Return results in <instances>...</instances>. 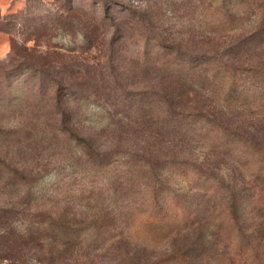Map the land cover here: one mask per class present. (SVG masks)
Here are the masks:
<instances>
[{"label":"rangeland","instance_id":"374dc122","mask_svg":"<svg viewBox=\"0 0 264 264\" xmlns=\"http://www.w3.org/2000/svg\"><path fill=\"white\" fill-rule=\"evenodd\" d=\"M200 1L0 0V157L26 161L34 172L39 171L43 176L39 191L40 207L54 205L60 216L70 223H113L118 228H125L129 205H140L149 199L155 171L144 165L145 159L150 158L152 153L154 159L177 158L196 162L215 173L217 178L213 184L206 186L211 187L207 192L209 194H206L205 191L194 190L199 178L194 166L182 165L186 176L181 169L165 168L159 173L166 180L165 194L174 188L191 217L197 218L211 212L218 216L208 223L210 229L207 234L211 235L208 244L205 238L200 244L195 243L200 233L199 224L183 233L174 234L162 244L133 237L110 241L105 227L85 234L82 242L74 244L68 254L40 257L43 262L157 264L179 251H190L186 258L194 261L195 254H199L203 248L206 252L203 257H212L213 261L221 248L211 247V242L219 234L229 235L230 230L236 227L235 222L229 219V207L232 193L244 183L242 177L245 179L238 170L241 152L250 142H259L264 146V121L245 116L237 110L209 106L203 96L191 95L197 101L189 103L188 108H202L208 118L196 122L188 118H178L176 122L168 120V135L159 129L163 127L162 123L153 125V130L140 129V121L145 120L139 115L141 111L150 113L155 108L160 113L157 107L160 100L147 91L159 90L155 85L161 81V76L148 69H139L130 62L139 44L155 47L160 39H165L167 47L157 46L158 53L151 52L162 67H167L164 64H170L172 68L186 66L181 55L183 51L191 54L193 62L194 59L216 62L200 57L206 55L212 56L217 63L229 60L243 65H264V46L259 40L244 42L246 34L205 37L198 27ZM108 7H112L108 14L112 19L107 18L103 23L104 11ZM74 14L97 26L95 48L83 51L85 40L73 32L78 25L71 19L75 17ZM62 18L66 19L64 21L71 20L73 24L60 25ZM115 23L120 24L128 38L115 46L118 53L113 54L116 55L113 59L109 56L113 47L109 38L117 28ZM105 32L106 39L103 40ZM16 45L21 50L20 55L12 50ZM25 47L35 51L28 52V57L23 50ZM165 53L170 54L167 57ZM62 60L63 64L60 63ZM32 62L33 66H30ZM79 68H83V76L91 84L83 86L85 98L75 106L84 113L80 118L81 126H84L81 132L93 138V146L102 156L93 160L85 157L78 162L75 156L77 147L73 144L69 147L66 141L53 136V122L49 114L51 91L44 94L39 86L53 77L72 79L78 75ZM92 85L97 88L92 89ZM124 88L141 89L146 93L137 115L135 113L133 118L125 119L123 123L119 121L112 130L99 134L112 121L106 108L118 110L113 103L123 95ZM95 101L100 106L93 104ZM125 107H128L127 104ZM156 117L160 118V122L164 118L161 115ZM210 119L213 122L208 121ZM116 120H120V117ZM220 124L230 127L232 132H244L245 135L242 138L229 131H221ZM120 149H127L130 155L118 156ZM174 183L180 186L175 187ZM73 213L76 215L73 216ZM247 217L245 214L243 226L237 225V228H242L245 237L239 234L235 236V231L231 236L249 242L252 228ZM60 259L64 262L60 263ZM236 264L249 262L238 260Z\"/></svg>","mask_w":264,"mask_h":264},{"label":"trees","instance_id":"16d2710c","mask_svg":"<svg viewBox=\"0 0 264 264\" xmlns=\"http://www.w3.org/2000/svg\"><path fill=\"white\" fill-rule=\"evenodd\" d=\"M111 10L112 7L105 8L103 23L107 18L112 19L111 16H108ZM115 10L124 13L121 9L116 8ZM74 15L75 17L71 19L78 25L73 32L85 40L86 46L83 51L95 48V41L98 39L97 26L90 23L89 20L84 21L80 17H76L77 14ZM198 16V27L207 38L246 34L244 42L259 40L264 46V0H201ZM62 19L59 22L60 25L63 23L73 24L71 20L64 21L66 19ZM115 26L117 28L109 38L110 44L113 45L112 53L109 56L113 59L116 56L113 54L118 53V48L115 46L128 38L126 33L122 32L120 24L115 23ZM60 28L64 31L63 27ZM107 36H109L108 32ZM102 38L106 39V32ZM156 44L163 48L167 47L165 39H160V42ZM155 47L146 43L139 44L135 57L133 56V60L130 61L136 64L139 69H148L153 74L161 76V81L155 85L159 90L147 91L156 95L160 100L157 106L160 113L155 108L151 109L150 113L141 111L139 115L145 120L140 121V129L153 130V125L162 123L163 127L159 129L168 135L170 131L166 128L169 127L168 120L176 122L178 118L181 120L188 118L196 122L208 118L204 109L193 106L191 107L193 111L188 108L189 103L197 99L191 98V95L203 96L205 99L202 98L206 103L208 102L209 106L214 105L224 110H237L245 116L264 121V65H243L229 60H221L220 63H217V60L212 59V56L206 55L200 57L216 61L215 65L210 61L201 60L200 62L194 59L193 62L191 54H186L183 51L181 55L184 57L186 66L178 65V67L172 68L170 64H164L167 67H162L157 58L155 59V56L153 57L151 54V52L158 53ZM19 49L17 45L12 47L17 55L21 54ZM23 50L26 53L35 51L28 47ZM165 54L168 57L170 53ZM60 63L63 64V60ZM32 64L33 62L30 63V66H33ZM82 71L83 68H79L78 75L72 79L53 77L48 82H41L39 86V90L44 94L51 91L49 114L53 122V136L61 141H66L69 147L70 144L77 147L75 156L78 162L85 157L93 160L102 156V153L94 148L93 138L82 134L81 129L84 126H81L80 118L84 113L75 107L81 103L80 100L85 98L82 94L83 86H91L86 82ZM49 86L50 89H48ZM96 88L92 85V89ZM122 93L119 100L113 103V106H118V110L104 109L112 117V121L109 126L102 128V132L99 134L102 135L105 131L112 130L119 121L131 119L135 113L137 115L140 103H143V98L146 96L145 91L141 89L124 88ZM93 104L100 106L96 101ZM121 104L124 107L127 104L128 107L122 110L121 108L124 107H121ZM142 109L143 107L140 110ZM158 115L164 117L162 122L159 121V117H156ZM117 117H120V120L117 121ZM208 121L213 122V119ZM121 126L124 127V124ZM220 129L242 138L245 135L244 132L242 134L232 132L231 128L224 124H220ZM205 137L208 136L205 135ZM120 150L118 156L127 157L130 155L127 149ZM153 156L152 153L150 158L145 159L146 165H144L145 168L150 167L155 171L149 199L140 205L137 203L129 205L130 211L126 218L128 223L125 228H118L113 223H109V225L70 223L60 216L58 208L54 205L48 204L46 207H40L39 191L43 176L39 171L34 172V169L26 161H13L7 157H0V264H49L43 262L40 257L47 258V255L53 256L57 253L68 254V250L74 244L82 242V237L85 234L94 229L102 230L105 227L109 232L110 239L108 240L110 241H115L117 238L133 237L134 239L144 238L149 243L162 244L174 234L183 233L182 231H187L199 224L198 231L200 233L195 243L200 244L205 238V240L207 239L206 244H208V239L211 237L207 234L208 228L210 229L208 223L213 218L217 219L218 216L211 212L205 216L191 217V214L186 213L185 205L179 199V194L174 188L169 194H165L167 192L166 180H164L163 174L159 175V173L163 172L165 168L181 169L186 176L187 173L182 165L194 166L199 174L198 182L203 183L197 182L194 190L205 191L206 194H209L207 192L211 188L206 186L213 184V181L217 179L215 173L187 159H154ZM238 167L240 174L244 175L245 179L242 177L244 183L232 193L229 207V219L235 222L234 226L236 227L230 230L229 235L219 234L211 242V247L221 248V251H217L216 257H213V261H211L212 257L207 259L203 257L206 255L203 248L199 254H195L194 261L186 258L190 251H179L161 259L157 264H210L209 262L236 264L238 260H244L249 264H264V146L259 142H250L241 152V161ZM124 172L128 173V170ZM174 186L180 185L174 183ZM245 214L248 215L247 220L251 222L249 226L252 228L249 242L231 236L235 231V236L238 237L237 234H239L245 237L242 228L240 226L237 228V225H244ZM74 215L76 214L73 213ZM205 225H207L206 229ZM223 234H225L224 237ZM208 256L210 255L208 254ZM61 259L60 263L64 262ZM175 261L178 262L175 263Z\"/></svg>","mask_w":264,"mask_h":264}]
</instances>
